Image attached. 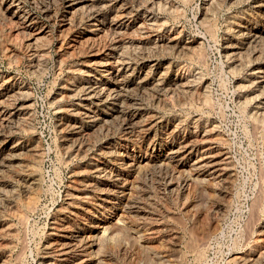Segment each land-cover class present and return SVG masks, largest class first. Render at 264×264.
<instances>
[{"label": "rangeland", "instance_id": "1", "mask_svg": "<svg viewBox=\"0 0 264 264\" xmlns=\"http://www.w3.org/2000/svg\"><path fill=\"white\" fill-rule=\"evenodd\" d=\"M262 55L264 0H0V264H264Z\"/></svg>", "mask_w": 264, "mask_h": 264}, {"label": "bare ground", "instance_id": "2", "mask_svg": "<svg viewBox=\"0 0 264 264\" xmlns=\"http://www.w3.org/2000/svg\"><path fill=\"white\" fill-rule=\"evenodd\" d=\"M209 3V2H208ZM210 8V7H209ZM149 25V24H148ZM240 25V24H239ZM262 28V27H261ZM259 33L257 32V33H254V36H256V35H258ZM253 36V35H252ZM252 38V37H251ZM173 43V42H172ZM249 44V43H248ZM253 44V43H252ZM187 46V45H186ZM247 46V45H246ZM261 46V45H260ZM241 47V46H240ZM182 48V47H181ZM245 49V48H244ZM243 50V49H242ZM245 51V50H244ZM263 51V50H262ZM242 52V51H241ZM234 54V53H233ZM238 56V55H237ZM263 56V55H262ZM248 57H250L249 55H248ZM259 57V56H258ZM264 57V56H263ZM102 68V67H101ZM254 70V69H253ZM194 82V81H193ZM192 82V83H193ZM264 84V83H263ZM260 88V87H259ZM171 90V89H170ZM187 91H188V89H187ZM171 92H173V91H171ZM120 93V92H119ZM191 94V93H190ZM1 100V99H0ZM264 112V111H263ZM125 117V116H124ZM91 118V117H90ZM18 121V120H17ZM157 122V121H156ZM16 144V143H15ZM178 149V148H177ZM126 155H128V154H123L121 157H122V159L124 158V156H126ZM11 156V155H10ZM203 156V155H202ZM135 160V159H134ZM136 163V162H135ZM204 163V162H203ZM132 164H133V162H132ZM99 167V166H98ZM19 172V171H18ZM98 202V201H97ZM6 225V224H5ZM69 226V225H68ZM69 228V227H68ZM71 229V228H70ZM6 234V233H5ZM14 234V233H13ZM72 235V234H71ZM63 236V235H62ZM79 237V236H78ZM65 238V237H64ZM76 238V237H75ZM71 239V238H70ZM70 239H67L68 241H66L68 244L69 243H71L72 241L70 240ZM63 242V241H62ZM66 242H64L65 244H66ZM76 242H77V240H76ZM75 242V243H76ZM81 242V241H80ZM79 243V242H78ZM48 244V243H47ZM61 244V243H60ZM72 244H73V242H72ZM76 245V244H75ZM62 246V245H61ZM67 249V248H66ZM263 252V251H262ZM83 261V260H82ZM245 262V261H244ZM80 263H81V261H80ZM44 264V263H43ZM79 264V263H78ZM95 264V263H94Z\"/></svg>", "mask_w": 264, "mask_h": 264}]
</instances>
